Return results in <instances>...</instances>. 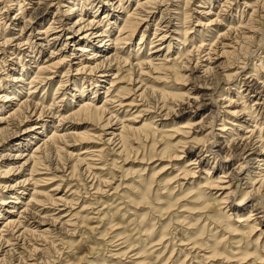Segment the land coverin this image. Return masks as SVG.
Masks as SVG:
<instances>
[{"label": "bare ground", "instance_id": "obj_1", "mask_svg": "<svg viewBox=\"0 0 264 264\" xmlns=\"http://www.w3.org/2000/svg\"><path fill=\"white\" fill-rule=\"evenodd\" d=\"M54 1L55 0H28V2L25 3V0H0V4L2 5L0 7V148L6 147L5 150L0 153V171L1 168H4V171L0 172V175L3 174L11 178L18 177L13 180V183H9V185L2 187V189L6 190L8 192L7 194L10 195L5 196L7 197L5 200H2L4 198L0 199V209L3 206H8L9 204H11V209L8 210L6 215L7 217L0 216V220H2L0 224V261L1 258H4V255L10 251L15 250L17 252L18 250H23L22 246L26 237L44 238L46 236H50V228L56 227L57 225L61 228L70 227L72 225L71 219L73 217H71L70 212L64 216H62L63 213L61 216L59 215V213H61L60 211H62V208L66 207L68 203L65 196L64 198L57 197L58 187L49 190L50 193L43 192L39 190L38 187H44L45 185L52 183L53 180L51 177H49L51 174H47V172H49V170L56 172V168L51 169L49 166L53 164V161L56 160L58 156H60V154L65 150L64 148L72 147L74 142L83 144L86 141L91 143L95 138L99 141L101 140L98 138L99 136L93 137L89 136V134L85 135L84 133L78 134L77 132L76 134L70 132L69 127L63 131V124L71 123L72 125V121L76 120H78V122L79 120H89L91 122H98L102 120L103 124L101 125V128L104 129L103 132H106V130L109 131L108 133L106 132V134H104L108 136V139L106 140L107 143H111L112 140L116 141V146H118L116 151L120 154L126 147V143L129 141V138L126 137V134L145 132L147 129V124H143L137 128L131 126V124L125 125L123 124V120H119L117 116H115V112H109V109L113 107V104L116 103L117 108L119 107L121 110L122 107L136 109L139 105L136 103L137 101L134 98H132L128 103H124V101L125 99H128V97H131L130 93L132 92L136 93L140 91V93L135 96L139 99L141 96L147 93L148 87L143 84V80H140V76H146L150 71L152 73L165 71L167 73H164V75L158 79H168V71L173 70L174 72V69H176L175 67L178 64L175 63V60H177L179 57L177 54L173 60L167 59L168 56H163V58L159 59L163 50V45L166 43V48L169 52H171V47L174 48V46H171L172 41H174L175 44L184 46L188 41L187 36L193 33L192 31L194 30L193 28L191 30L183 29L187 22L186 20H189V14H182L184 16L181 25H175L171 23V18H173L171 15L176 13L169 11L170 13L167 14V5L172 1L177 7L178 4L181 3L179 0H136V5L133 11H130L129 9L130 0H64V3L68 4L69 6L61 7H66V11L62 12L63 15H60V12H58L59 10L56 9L54 17L57 19L51 18L46 25L45 15L48 11V8L53 5ZM230 1L231 0H225L217 4V8L219 9L218 11L215 10L216 14L212 13L211 11V8H216L213 5H211L212 7L209 6L211 7L210 9L203 12H195L199 16L195 18L197 22L195 25L202 26V32L197 31L199 34H194L191 37V50H183V53L185 51V54H183L182 58H184L185 64H187L186 67L183 64V69L187 68L186 72L188 71L189 75H177L174 72L175 74H172L171 76L176 80V82H179V80L182 82L188 81L193 78L192 76L194 74H197L198 77L195 76V79H202L206 85L204 89L207 91V93L214 95L216 90L221 89L222 86L235 83L234 81H240L241 74L234 71V73L227 75V70L231 69L230 67L232 66H228L225 63H220L221 66L218 68L212 67V65L215 63L212 58L213 55L218 56V58L224 57L225 60L233 56L236 57L233 58L235 61H233L231 65H235L236 63L241 62L240 60H244V63L242 62L241 64L242 66L240 68H236L241 71L247 65L249 54L251 53L252 56V54L261 51V47L264 45V0H255L253 7L246 6L244 4V7L250 9L251 13L248 14V18L246 19L241 17L243 20L240 19V21L237 23V26L231 27L232 25L224 26V24H220L225 31L221 34L217 33L220 41H217L216 44H210L211 40H208V42L206 40H201L199 45H194L195 41L197 40V35H203V37H205V35L208 34V37L210 38L212 25H218L221 23V19H219L221 16L224 17L226 14L231 13L229 10L232 11L233 8L230 7ZM183 5H187L186 1L183 2ZM162 7H164V9L161 10L158 22L154 25L155 28L153 39L149 43L150 48L147 56H145V59L142 61L135 59L134 65L132 63H128L130 56L125 58L122 55L120 56V53H123L124 49L122 46L120 47V45H129L127 41L130 40L141 24L144 23L145 28L150 26L154 19V14L162 9ZM12 11H15V15L13 16L10 15V12ZM99 14H102L101 18H98ZM209 15H214V19L210 20L209 18H206ZM120 16H123L124 18H121ZM72 18L76 19L72 21ZM120 18L123 19L120 20L122 21L121 27L119 25V27L116 29V25H118V20ZM204 19H206L208 23L205 22L206 24H201V20ZM177 21L179 20L177 19ZM102 27H105V29H102ZM28 28H31V31L28 35H26L25 31ZM115 29L117 31V36L113 38L112 32ZM230 34H233L234 36L231 37ZM178 36L183 39V43L177 39L179 38ZM91 41L98 43L99 46L95 48L92 46L93 42ZM108 51H110V53L107 55V58H104L103 56V59L99 61L98 59L102 58L101 54ZM236 51L237 54H235ZM45 52H48L49 55L47 59L42 61L40 60V56ZM191 53L195 54V58L192 59ZM242 53L244 56L241 58L240 55ZM85 55H89L86 60L83 58ZM180 55L182 56V54ZM66 58L69 59L67 60ZM179 59L181 62V58ZM66 60L68 62H71L72 60H76L78 62L76 63L75 69L73 71H75V75H79L82 79L79 85H74L75 82H72L73 88L71 90L68 88L66 89L71 92L72 95L69 94L71 98L77 97L79 101H77L78 104L76 105L75 109L70 111L67 115H63L61 112L56 110L57 108H55L58 107L56 105V100L58 98H53L51 104L47 108L44 107L43 102H40L39 100L36 102L33 100V98L39 86L42 87L44 85H49L48 83L51 79L49 75L53 73L52 71L56 69L57 66L61 65V63H65ZM193 60H195V64L191 68L190 65L192 64ZM154 61H158V64H154ZM120 63H122L124 66L128 65V70L131 72H134V69L138 71V76L136 79L129 78V81L133 84H139L135 90H133L135 85H133L131 88L129 87V89L127 88V90L125 89L124 92L123 89L121 90L119 87H117L118 83H121L119 81L123 79V77L120 78V76H118V73H120L118 65ZM167 63L170 64L169 67L165 65ZM30 64L32 65L29 66ZM68 67L69 71L71 66L68 65ZM33 71L35 72L32 73ZM171 71L170 73H172ZM64 75L65 74H63L62 77H64ZM75 78L73 77V81L77 80ZM7 80L8 82H5ZM258 80H260L258 76L254 77L253 74H249L243 80H241V84L236 82L234 85L230 84L231 87L228 88L229 91H234L232 86L238 88L237 86L239 85L241 89L244 87L242 90H238L236 92V94L239 95L237 96V99L240 100L247 98L246 100H248V97L255 98L253 106H256V112L262 111L264 109V100L262 99V97H264V84L261 82V85H259L261 88L258 87V85L255 87ZM106 82H108V86L107 88H103L105 89L103 93V101L99 105L98 103L94 104V98H97V101L100 100L99 89H102L100 88V84H104ZM85 84L91 86V89L86 91ZM23 86L27 88L24 89ZM86 92L92 94V96H87L86 98V95L84 96ZM150 93H156V91L153 90ZM243 93H247L248 95H243ZM64 95L65 94L62 95L58 102H61L64 99ZM124 96L126 98H124ZM132 96H134V94H132ZM160 96L161 99H163V97L166 95L161 93ZM176 96L180 100H187V102L198 101V98L195 97L196 95L189 97L188 94L183 93ZM222 96L223 97L221 100L223 101V107L221 106L220 112H216L215 117L211 116L212 121L210 125L212 127L215 119L219 117L223 123L219 124L218 126L220 127L215 130L217 133L209 131V133L206 134L209 138L208 142L206 141L207 145L202 147L203 150L197 147L198 143L190 139V136H188L189 133L187 131H182L187 129L186 126L181 127V131H178V129L177 131L169 129L167 130V132H170L169 135H162L161 140L164 136L171 139V142L167 143L161 152V157H165L169 159V161H180L184 155L199 150L196 159L193 158V160H189L183 168H180L178 175H176L175 178L183 179L184 177H190L194 179L198 171H200L201 166L208 162L206 154H202L220 153V149L215 151L213 148L219 147V139H227L226 136L229 135V133H232V131L230 132L226 126L230 125L235 127V124L226 120L225 115H230L228 108L233 107L235 102L232 101V99L227 100L226 97L224 98V94ZM84 97L86 100H83ZM256 97L258 98L256 99ZM258 101L262 102L260 103ZM241 103H243V100ZM109 105L112 106L109 108ZM245 110L246 106H242L241 111L244 112ZM116 111H118V109ZM255 111L254 113H256ZM140 113L141 112H137V114ZM252 114L247 113L246 117L251 119ZM134 118L135 117L132 116V120L130 119V121H127L132 122ZM256 118L257 117H255V120ZM53 121H57V124L55 127L51 128ZM248 122H250V120H248ZM27 123H30L31 125L28 126ZM243 123L244 124L237 126V130L239 128L243 129V135L248 136L235 139L233 136H229L231 139L229 142L232 143V149L226 156L227 158H233L239 162L242 161V163H239L237 167L230 173L224 171L225 168L223 170L222 167H219L222 172L215 181H211L208 178L210 174L209 171L205 172L203 174H205L206 179L199 178V176H197V179H200V182L196 184V189L189 188V190H187L193 198V202L191 201L189 203H196L201 206L202 215L200 214L201 216L199 219L204 218V220L213 223V225H217L219 223L218 215L220 213L226 220H230V215H228L226 211L220 212L219 214L216 212L215 214H212V217H208L210 213H213L210 211V208L212 209L214 204L219 206L225 205L223 208L221 207L219 209L220 211L229 208L226 204H228V201H231L233 196L238 192L240 182L245 179H247V182H249V191L244 192L242 200L248 197L250 198L251 196H255L256 198L258 197L259 200L257 204L261 205V208H264L262 203L264 201V141L260 139V131L257 133V124L244 127V125H246V121H243ZM250 123H253V121ZM59 124L62 125L61 131H63V133L58 135L56 134V131ZM97 125H99V123H97ZM118 125L120 126L117 127ZM48 128L52 129V134L44 136ZM173 135H176V137L180 136L181 138H173ZM72 138H75L73 144L69 141ZM175 140L176 142H174ZM35 141L37 142L33 145V150L30 152L29 149ZM205 144L206 143L204 142V145ZM170 149H172L174 153L167 156V152L170 151ZM101 150L94 149L92 151L88 150V152L85 151L81 154V156H83L82 158L79 156L74 157L69 153L67 154L66 151L64 152H66V156H69V159H72V161L75 163L73 165V169L76 165H84L87 169L101 170L97 166V168H95V163L93 164L94 161H97L95 159L96 157L99 159ZM212 159L215 161L216 155H214ZM99 161H101V159ZM43 163H46V165L44 164V166ZM250 164H255V169L258 170V172L255 174V178H250L251 176L244 172V166H248ZM196 169L199 170L197 171ZM40 171L43 173L45 171L46 173H39ZM88 172L90 171L88 170ZM179 174L182 175L180 178ZM225 179L229 180L225 181ZM174 184H176L175 189L178 186V191H180L182 188L181 186L183 185H180L176 182ZM188 185L189 187H192L194 184L191 182ZM29 187L32 189L29 190ZM164 189L171 191L169 188ZM212 190H216L218 192L220 191L218 198L213 197L215 194L211 193ZM27 197L28 199L26 200ZM144 197L146 196L144 195ZM253 211L254 210L252 209L244 218H240V216L237 217L239 220L235 219L236 221L234 222L239 225L243 224L242 226H248V234L256 232L255 226L257 225V222L256 219L253 218ZM199 219L196 220L197 223ZM49 220L52 221L50 224L48 222ZM45 225L47 226L45 227ZM204 225L205 223L203 226ZM203 226L201 227V232L203 231L202 229H204ZM186 229L189 230L190 227L188 226ZM244 234L246 233L241 232L238 239H236V242L231 241L234 240V238L230 239L229 241L231 248H233L232 250H234V254L231 255L236 256L234 257L236 259L234 261H241V264L245 263L243 262L244 259H248V257L252 255L247 251L250 249L251 244L250 241L245 240ZM189 238L190 237H187L185 243L180 242L181 244H178V247L189 246L190 248L186 251H190L192 253H194L196 250L202 251L204 252V255L200 256L201 259L206 260L205 262L213 260L211 258L217 254L215 249L217 248L216 245L218 242H213V244L211 242V244L208 245V242H200L199 238H195L196 240H189ZM30 240L31 239H29V241ZM162 241L163 238L161 236L157 242L154 244L152 243L153 246H151V248L161 245L160 243ZM121 245H124L123 240L116 247L118 248V246ZM262 248L263 251H261V253L264 255V245ZM129 249L127 252L132 251ZM32 250L37 251L35 247ZM118 252L119 253H115L113 256H111V259L114 260L115 258L113 257L122 255L120 251ZM143 252L144 251H141V253H135V259H141L140 255H142ZM181 252L182 251H180V253ZM125 253L123 255H126ZM253 253H255V251ZM196 254H194V257H196ZM206 255H208V257H206ZM258 260L264 261V258H258ZM136 264H145V262L144 260H140L136 262Z\"/></svg>", "mask_w": 264, "mask_h": 264}, {"label": "rangeland", "instance_id": "obj_2", "mask_svg": "<svg viewBox=\"0 0 264 264\" xmlns=\"http://www.w3.org/2000/svg\"><path fill=\"white\" fill-rule=\"evenodd\" d=\"M179 1L181 3L178 4L177 7L172 1L167 5V14L170 13L169 11H173L174 13H176L171 15L173 16V18H171V23L175 25H181L184 16L182 14H189V20H186L187 22L184 25L185 27L183 29L191 30L193 28L196 33L193 30V33L187 36L188 41L184 46L175 44V42L172 41L171 46H174V48H170L171 52L168 51L165 43L163 45V50L159 59L163 58V56H168L167 59L173 60L178 54V57L181 58V62L179 58L175 60V63H178V66L176 65V69H174V72L177 75H189L188 71L186 72L187 68L183 69L184 65L186 67L187 64H185V60L182 57L183 54H185V51L183 53V50H191V37L194 34H199L198 32H202V26L195 25L197 23L195 18H197L198 16L196 13L208 10L212 7L211 5H213L216 8H211V11L212 13L216 14V11H218L219 9L217 8V4L225 0ZM185 1L187 3L186 6H184L185 4L183 5V2ZM27 2L28 0H25V3ZM254 2L255 0H231L230 7L233 8L232 11L229 10L231 13L226 14V16L224 17L221 16L219 18L221 19V23H219L218 25H212L210 38L208 37V34H206L205 37H203V35H197V40L195 41L194 45H199V42L201 40H206L207 42L208 40H211L210 44H216L217 41H220L217 33L221 34L225 31L220 24H224V26L232 25L231 27L237 26V23L240 21V19L243 20V18H248V14L251 13L250 9H247L244 6L246 5L253 7ZM129 3V9L130 11H133L136 5V0H130ZM1 6L2 5L0 4V7ZM61 6L67 7L69 5L64 3V0H55L53 5L48 8V11L45 15L46 25L51 18H56L54 17L56 9L59 10L58 12H60V15H63L62 12L66 11L67 8ZM163 9L164 7H162V9L154 14V19L150 26L145 28L144 23L140 25V27L136 30L130 40L127 41L129 45H120V47L122 46V48H124L123 53H120V56L122 55L124 58L130 56L128 59V63H132L134 65L135 59L142 61L143 59H145V56H147L150 48L149 43L153 39L155 28L154 25L158 22L161 10ZM10 15H15V11L10 12ZM98 16V18H101L102 14H99ZM213 16L214 15H209L206 18L212 20L214 19ZM121 18L124 17L122 16ZM121 18L118 20L116 29L119 27V25L121 27L122 21L120 20H123ZM176 18L179 21H177ZM75 19L76 18H72V21H74ZM201 21V24H206L205 22H207L206 19ZM105 27H102V29H105ZM116 29L112 32L113 38L117 36ZM30 31L31 28H28L25 31V34L28 35ZM233 36L234 35L232 34L231 37ZM177 39H179L183 43V39L181 37ZM92 46L97 48V46L99 45L98 43L93 42ZM261 48V51L254 53L255 55L252 54L251 56V53L249 54L247 65L241 71L236 68H240L242 66V62L244 63V60H240L241 62L236 63L238 66L236 64L231 65L233 61H235L233 58L236 57L234 56L225 60L224 57L218 58V56L213 55L212 58L215 63L214 65H212V67L218 68L222 63H225L228 66H232L230 67L231 69L227 70L226 74H232L234 73V71L240 73V81H234L238 84H241V80H243L249 74H253L254 77L258 76L260 80H258L255 87H257L258 85V87L261 88V86H259L261 85V82L264 84V45H262ZM109 53L110 51L102 54L99 53L101 54L102 58H99L98 60L100 61L101 59H103V56L104 58H107V55ZM180 54H182V56ZM235 54H237V51ZM48 55L49 53L45 52L40 56V60L43 61L44 59H47ZM194 55L195 54L191 53L192 59L195 58ZM240 56L242 58L244 56L243 53ZM87 57H89V55H85L83 58L86 60ZM66 59L68 60L69 58ZM67 60L65 63H61V65L57 66V68L52 71L53 73L49 75V77L51 78L48 83L49 85H44L42 87L39 86L33 98V100L36 102L38 100L40 102H43V105L46 108L49 107L53 98H58L56 100V105L58 107L55 108H57L56 110L58 112H61L63 115H67L70 111L75 109L76 105L78 104L77 101H79L77 97L71 98L69 96V94L72 95L71 92L66 89L68 88L71 90L73 88L72 82H75L74 85H79L82 79L79 75H75V71H73L75 69L76 63L78 62L76 60L68 62ZM154 64H158V61H154ZM194 64L195 60L192 61V64L190 65L191 68L192 66H194ZM31 65L32 64H30L29 66ZM68 65L71 66V69L69 71ZM165 65L169 67L170 64L167 63ZM118 69L120 71V73H118V76H120V78L123 77V79L119 81L121 83H118L117 87H119L121 90L123 89L124 92L125 89L127 90V88L129 89V87L131 88L133 87V85H135L133 87V90H135V88L139 86V84H133L129 81V78L136 79V77L138 76V71L134 69V72H131L128 70V65L124 66L122 63L118 65ZM170 71H168V79H158L161 78L164 73H167L165 71H158L157 73H152L150 71L148 75L140 76V80H143V84L148 87L147 93H145L139 99L135 96H137L140 91L136 93L132 92L130 93L131 97H128V99H125L124 101V103H128L132 98H134L137 101L136 103L139 105L136 109H128L122 107L121 110V108H117V103L113 104V107H111L112 105L108 106L109 108L111 107L109 109V112H115V116H117L119 120H123V124L125 125L131 124V126L137 128L143 124H147V129L145 132L126 134V137L129 138V141L126 143V147L120 154L116 151V148H118V146H116V141L112 140L111 143H107L106 140L108 139V136L104 134H106V132L108 133L109 131L106 130V132L104 131L105 133L103 132L104 129L101 128V125L103 124L102 120L98 122H91L89 120H85L86 122L83 120H79L78 122V120H76L72 121L74 125H71V123L63 124V131H65L66 128L69 127V131L76 134L78 132V134L84 133L85 135L89 134V136L93 137L99 136L98 138H100L101 141L95 138L91 143L84 140L86 142L83 144L74 142L75 138H72L69 140L70 143L73 144L74 142V145H76L72 146L71 144L72 147H66L64 148V151H66L67 154L69 153L73 155L74 157L79 156L80 158H82L83 156H81V154L85 151L88 152V150L92 151L94 149H103L99 154V159L96 157L95 159L97 161L93 162V164L95 163V168L98 167L102 171L87 169L84 165H76V168L74 167L73 169V165L75 163L72 161V159L70 160L69 156H66V152L63 151L60 156H58L56 160L53 161V164L49 166V168L51 169L56 168V172H53L52 170H49V172H47V174H51L49 175V177L52 178V183H49L44 187H38V189L43 192L50 193L49 190L58 187L57 197L64 198L65 196L68 203L66 207L62 208V211H60L61 213H59V215L61 216L63 213L62 216H64L68 214V212H70L71 217L74 218H72L73 221L71 219L72 225L70 227L62 228L57 225L56 227L50 228V236H46L44 238L26 237L22 246L23 250H18L17 252L13 250L5 254L4 258H1L0 264H136V262L140 260H144L145 264H241V261H234L236 260L234 258L236 256L231 255L234 254V250H232L233 248H231L229 244L230 239L233 238L234 240L231 241L236 242V239H238L241 232L246 233L244 234L245 240L250 241L251 244L250 249L247 251L249 254H252L250 255V257H248V259H244L247 261L243 260V262H245L243 264H264V261L258 260V258H264V255L261 253V251H263L262 246L264 245V208H261V205L257 204L259 200L258 197L256 198L255 196H251L250 198L248 197L242 200L244 192L249 191V182H247V179L240 182L238 192L233 196L231 201L229 200V203L226 204L229 208L220 211L219 209L221 207L223 208L225 205L219 206L217 204H214L212 209L210 208V211L213 213H210L208 217H212V214H215L216 212L219 214L220 212L226 211L227 214L230 215V220H226L220 213L218 215L219 223L217 225H213V223L209 221L207 222L206 220H204V218L199 219L202 215L201 206L196 203H189L191 201L193 202V198L192 195L187 191L189 190V188L196 189V184L200 182V179H197V176H199V178L206 179V176L203 173L209 171L210 174L208 178L211 181H215L217 177L221 175V167L223 168V170L225 168L224 171L230 173L237 167L239 163H242V161L239 162L233 158H227L226 156L232 149V143L229 142L231 140L229 136H233L234 139L248 136L243 135V129L239 128L237 130V126L244 124L243 121H246V125H244V127L257 124V133L260 131V139L264 141V109L262 110L263 112L255 111L256 106H253L255 98L248 97V100H246L247 98H244L245 100L237 99V96L239 95H237L236 92L238 90H242L244 87H242L241 89V87L238 85V89L232 86L234 91H229L228 88H230L231 85H234L235 83H230V86H222V88L216 90V93L214 95L212 94V96L204 89L206 87L204 81H202V79H195V76L198 77L197 74H194L192 76L193 78L190 77L192 79L188 81L182 82L179 80V82H176V80L171 76L175 73L173 72V70L171 71L172 73H170ZM34 72L35 71H33L32 73ZM63 74H65L64 77H62ZM73 77H76L75 79L77 80L73 81ZM5 82H8V80ZM107 83L108 82L100 84V88H102L99 89L100 100L97 101V98H94V104L98 103L99 105L103 101V93L105 91V89L103 88H107ZM88 86V84H85L86 91L91 89V86ZM23 87L24 89L27 88L25 86ZM152 89L156 91V93L151 94L150 92L153 91ZM161 93L166 95L163 97V99H161ZM183 93L188 94L189 97H192V95H196L195 97L198 98V101L187 102V100H180L179 98H177L176 95ZM63 94H65L63 96L64 99L61 102H58ZM132 94H134V96H132ZM223 94L224 98L226 97L227 100L232 99V101L235 102V105L233 107L228 108L230 115H225L226 120L235 124V127L230 125L226 126L228 127V130L230 132L232 131V133H229V135L226 136L227 139H219V147L213 148L215 151L220 149V153L202 154H206L208 162L205 165L201 166L200 171H198L199 169H196L198 173L196 174V177H194V179L190 177H184L183 179L175 178V176L178 175L180 168H183L189 160H193V158L196 159L199 150L184 155V157L180 161H169V159L161 157V152L163 151V148H165V145L171 142V139L164 136L161 140L162 135H169L170 132H167V130L169 129L174 131H177L178 129V131H181L182 129L180 128L186 126L187 129L182 131H187L189 133L188 136H190V139L198 143L197 147L203 150L202 147L207 145L209 138L206 134L209 133V131L217 133V131L215 130L220 127L218 126L219 124L223 123L221 122V118L219 117L215 119L212 127L210 125L212 117H215L217 111H221V106L223 107V101L221 100ZM245 94L248 95L247 93H243V95ZM85 95L86 98L87 96H92V94L87 92L84 94V96ZM86 98L84 97L83 100H86ZM124 98L126 97L124 96ZM257 98L258 97H256V99ZM262 99L264 100V97H262ZM242 100L243 103H241ZM258 102L261 103L262 101ZM242 106H246V110L244 111L245 113L241 111ZM116 108L118 109V111H116ZM140 110L146 112H142ZM254 111L256 113H254ZM137 112L141 113L137 114ZM247 113H253L251 119L249 117H246ZM132 116H134L135 118L132 122H129ZM255 117H257L256 120ZM248 120H250V122L253 121V123L248 122ZM52 123L53 124L51 128L56 126L57 121H53ZM97 123H99V125H97ZM27 125L29 126L31 124L27 123ZM119 126L120 125H118L117 127ZM51 128H48L46 133L44 132V136L52 134ZM61 128L62 125L59 124L56 134L59 135L63 133V131H61ZM175 137L176 135H173V138ZM176 138L179 139L181 137L178 136ZM36 142L37 141H35L31 145V148L29 149L30 152L33 150L32 147ZM174 142H176V140ZM204 142L206 143L205 145ZM5 148L6 147H1L0 153H2ZM173 153L174 151L170 149V151L167 152V156ZM214 155H216L215 161L214 159H212ZM100 159L101 161H99ZM44 164L46 165V163H43V165ZM255 167V164L244 166V172L250 175V178H255V174L258 172ZM88 170L90 172H88ZM2 171H4V168H1L0 172ZM41 171L39 173H43ZM44 173L46 172L44 171ZM179 175L180 178L182 175ZM16 178L18 177L11 178L3 174L0 175V199L4 198L2 200H5V198H7L5 196L10 195L7 194L8 192L2 189V187H5V185H9V183H13V180H15ZM226 180L228 181L229 179H225V181ZM190 181L194 184L192 185V187H189L188 185L189 183H191ZM175 182L183 185L181 186L182 190L180 189V191H178V186L175 189ZM164 188H169L171 189V191L165 190ZM28 189L31 190L32 188L29 187ZM97 192L99 195L97 194ZM219 192L216 190L211 191L212 194L216 195L213 196L215 198H218V196L220 195ZM144 195L146 197H144ZM27 199L28 197L26 198V200ZM262 203L264 205V201ZM9 205L3 206L0 209L1 217H7V212L11 209V204ZM252 209L254 210L253 218L256 219L257 222V225L255 226L256 232L248 234V226H242V223V225H239L234 222L236 220H239L237 219V217L239 216L240 218L246 217ZM197 219H199L198 223L196 221ZM1 221L2 220H0V224ZM48 222L50 224V222L52 221L49 220ZM204 223L205 225L203 226ZM46 226L47 225H45V227ZM188 226L190 227L189 230L186 229ZM202 226L204 229H202L203 231L201 232ZM161 236L163 238V243L161 242V245H157L151 248V246H153V244L157 242L161 238ZM187 237H190L189 240H196L195 238H199L200 242H208V245H210L211 242L212 244L213 242H218V244L216 245L217 248L215 249L217 254L214 256L212 255L213 257L211 258L213 260L205 262L206 260L201 259L200 256L204 255V252L202 251L196 250L194 253L186 251L190 248L189 246L178 247V244H181L180 242L185 243ZM29 239L31 240L29 241ZM39 240L41 243L39 242ZM122 240L124 241V245L118 246L117 248L116 246L120 244ZM34 247L37 249V251L32 250L34 249ZM128 249L132 251L127 252ZM118 251H120L122 255L113 257L115 258L114 260L111 259V256H113L115 253H119ZM141 251H144L142 255H140L141 259H135L134 254L141 253ZM180 251L182 252L180 253ZM254 251L255 253H253ZM124 253L126 255H123ZM196 253L199 255H197ZM194 254H196V257H194ZM206 257H208V255H206Z\"/></svg>", "mask_w": 264, "mask_h": 264}]
</instances>
